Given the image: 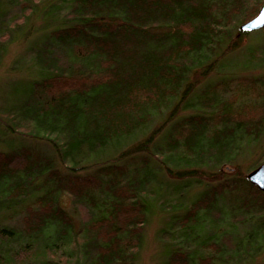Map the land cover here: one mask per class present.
I'll list each match as a JSON object with an SVG mask.
<instances>
[{
  "label": "trees",
  "instance_id": "1",
  "mask_svg": "<svg viewBox=\"0 0 264 264\" xmlns=\"http://www.w3.org/2000/svg\"><path fill=\"white\" fill-rule=\"evenodd\" d=\"M263 2L0 0V57L22 43L20 58L33 69L19 90L22 114L0 108V264H135L153 205V160L190 186L205 181L208 165L212 180L171 225L203 251L173 244L160 264L252 258L251 232L219 230L264 215V188L236 167L224 176L234 158L207 153L230 155L237 140L264 132V75L219 70ZM41 11L39 25L31 22ZM255 33L262 43L247 49L263 50L264 67V29ZM165 153L182 167L165 165ZM234 192L223 218L220 201Z\"/></svg>",
  "mask_w": 264,
  "mask_h": 264
},
{
  "label": "rangeland",
  "instance_id": "2",
  "mask_svg": "<svg viewBox=\"0 0 264 264\" xmlns=\"http://www.w3.org/2000/svg\"><path fill=\"white\" fill-rule=\"evenodd\" d=\"M43 14L44 11H41L39 15L33 14L30 21L32 22V19H35L34 21L39 25ZM262 29H264V26L253 31H247V34L241 42L242 46L231 51L225 57L223 62L224 65L222 66L221 64L219 70H221L222 67V71L226 73L239 75H264V67L258 65L260 61L257 60V57L262 56L263 50L261 48L255 49L256 53L254 55H250L252 52H248L250 48L247 49L249 47H247L249 42L257 47L262 43L261 41L263 40V36L255 33V31H261ZM23 45L24 44H19L17 42L11 43L10 48L7 50V54H4L2 57H0V108L13 110L18 115L22 114L24 97L22 94L23 92L19 90L24 88L25 85L27 86L31 78V70H33L32 68H29L30 63L27 61V59L20 58L24 50ZM16 68L18 70H15ZM212 73L215 72H211V75ZM216 77L217 75L214 77V80L217 79ZM191 110V107H187L181 109L178 114H186L191 112ZM158 121V119L154 120L150 130L156 128ZM38 130L41 131L40 128H38ZM5 132V128L1 124L0 135L4 134ZM8 138H10V136H8ZM132 142H128V145ZM157 144H162V140H157ZM235 145L236 149L233 150L230 155L226 152L219 155L218 152L213 151L207 153L208 156L206 155L210 159L212 158V160H214L216 156L219 159L221 156L226 158L230 156L234 158L233 161L222 165L224 168V176L231 174L235 167L236 169L239 168V170L247 176L248 173H251L253 170L258 168L261 163L264 162V132L259 138L254 140H237ZM162 160L165 165L171 166L173 168L176 166L181 168L183 164L180 158L173 160L168 156V153H165ZM155 161L156 160H153V162ZM153 162L151 161L150 164H152H149L151 192H154L153 196L150 195V201L153 205L151 206V210L148 213L149 218L145 223L143 242L141 246L142 249L135 264H160V262L165 259L168 248L173 244L175 246L182 244L186 249L192 251H195L194 248L197 247V252L203 251V249L198 246L195 239H191V236H178L179 232H175L171 225L175 219L173 215L179 213V211L182 210V208L187 205L191 199H194L197 194L200 193V191L206 188V182H212V180H207L208 178L206 177L208 171L207 168L209 166L202 164V167H200L203 170L205 169L204 172L202 171L204 174L201 175V179L205 181L199 182V179L195 177L193 178L194 184L190 186L192 181L191 178H170L164 170V166L158 165V167L157 165H154ZM211 163L212 162H209V164ZM212 168L216 169L217 166ZM176 193L178 196L174 195ZM236 195L237 194H235V192L227 193L224 198L221 199L222 201H220V204H224L223 218H227L228 216L226 214L227 207L229 205H234L237 202L239 195ZM179 207L181 208L179 209ZM2 213L3 207L0 203V217ZM256 220L257 221H250V223L244 225L241 221H234L231 219L224 227H221L219 230L231 232L234 231L240 235L245 233V230L249 231V233L251 232V237L253 240L252 244L255 245L257 243L258 250H254L252 252V258L251 255L245 256L246 260L243 259L239 264H264V242L261 241L264 238V215L256 218ZM196 222L198 221L196 220L193 225ZM205 226L209 227V222H206ZM170 238L174 239L172 240ZM166 239L168 240L165 241ZM88 261L89 260H79L78 264H87Z\"/></svg>",
  "mask_w": 264,
  "mask_h": 264
},
{
  "label": "water",
  "instance_id": "3",
  "mask_svg": "<svg viewBox=\"0 0 264 264\" xmlns=\"http://www.w3.org/2000/svg\"><path fill=\"white\" fill-rule=\"evenodd\" d=\"M264 26V2L260 6L257 14L240 24L243 31H253ZM249 177L256 182L261 188H264V162L251 173Z\"/></svg>",
  "mask_w": 264,
  "mask_h": 264
}]
</instances>
